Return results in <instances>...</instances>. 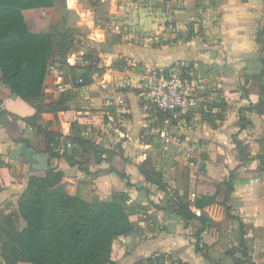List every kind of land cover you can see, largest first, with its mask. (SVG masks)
<instances>
[{
	"label": "crops",
	"instance_id": "0c3cea01",
	"mask_svg": "<svg viewBox=\"0 0 264 264\" xmlns=\"http://www.w3.org/2000/svg\"><path fill=\"white\" fill-rule=\"evenodd\" d=\"M23 17L32 33H69L66 58L80 56V63L55 65L41 107L0 82V215L17 214L28 180L55 170L65 190L86 202L127 196L134 229L114 240V264H150L162 254L186 264H264L257 43L264 0H54L52 9ZM91 53L93 65L86 60ZM186 64L201 71L203 99L222 106L220 119L195 115L179 124L145 101L151 72ZM69 67L85 73L83 87ZM55 102L63 108L47 107ZM44 132L58 135L57 157ZM43 154L46 171L39 170ZM142 170L162 178L164 187ZM225 200L227 212L219 204Z\"/></svg>",
	"mask_w": 264,
	"mask_h": 264
},
{
	"label": "trees",
	"instance_id": "16d2710c",
	"mask_svg": "<svg viewBox=\"0 0 264 264\" xmlns=\"http://www.w3.org/2000/svg\"><path fill=\"white\" fill-rule=\"evenodd\" d=\"M53 7L54 0H0V82L23 101H41L40 107L48 68L67 65L64 59L73 45V39L67 32L32 33L25 23L23 12L50 10ZM262 34L264 29L258 33V44H261ZM54 53L63 61L55 64ZM91 57L87 55L88 63ZM115 63L119 69L122 67L120 61ZM262 65L263 75L264 58ZM186 66L193 67L192 64ZM68 71L73 75L74 67H69ZM85 77L82 73L78 78L82 83L77 85V79L75 85L83 87L87 83ZM261 90L258 107H264V83ZM62 105V102H55L48 103L47 107L57 110L63 108ZM221 107L219 103H206L201 116L205 120H212L213 117L220 119ZM38 112L42 113V108H38ZM44 135L52 155L57 157L54 148L58 146V135L51 132H44ZM236 147L243 157L244 147L238 142ZM260 161L264 163L262 159ZM142 173L146 180L164 187L158 175H150L144 170ZM118 175L127 179L124 174ZM231 182L232 175L224 183L226 200L232 191ZM226 200L219 204L227 212ZM126 202L125 194L116 195L108 202H86L65 190L60 172L49 170L44 175H34L20 196L18 213L12 218L0 215V264L114 263V240L132 233L134 229ZM149 263L152 264L151 259Z\"/></svg>",
	"mask_w": 264,
	"mask_h": 264
},
{
	"label": "built area",
	"instance_id": "2783aa9c",
	"mask_svg": "<svg viewBox=\"0 0 264 264\" xmlns=\"http://www.w3.org/2000/svg\"><path fill=\"white\" fill-rule=\"evenodd\" d=\"M50 66L48 72H53ZM78 79L76 84H81ZM205 87L204 77L196 67L182 65L180 68H171L168 71L160 70L151 72L144 80L143 89L145 91V101L153 106L157 111L166 115L171 121L185 124L189 117L201 115L206 109V101L203 99ZM5 110V104L0 100V111ZM68 148L71 145H66ZM52 147V145L50 146ZM59 151V146L54 148V152ZM186 158L192 159V153L186 152ZM196 216H200L199 211H195ZM152 264H186L178 261L171 255H155L151 258Z\"/></svg>",
	"mask_w": 264,
	"mask_h": 264
},
{
	"label": "rangeland",
	"instance_id": "374dc122",
	"mask_svg": "<svg viewBox=\"0 0 264 264\" xmlns=\"http://www.w3.org/2000/svg\"><path fill=\"white\" fill-rule=\"evenodd\" d=\"M264 29V23H263V25L260 27V30L259 31H261V30H263ZM260 41H261V44H260V48L262 49V51H261V57H262V59L264 58V34H262L261 35V38H260ZM79 51H77V50H74V54H76V53H78ZM73 55V54H72ZM92 57V59L91 60H89V63L91 64V65H93L94 63H95V61H96V59H95V57H94V55H92V53L90 54ZM53 62L55 63V64H58L59 62H62L63 60L57 55V54H53ZM77 58V59H76ZM80 56L79 57H77L76 55L75 56H71V57H67V58H65L64 60L66 61V63H69V61H70V59H71V61H70V63H73L74 62V65H78V63H80ZM53 65V64H52ZM53 68H55V65H53L52 66ZM77 67V66H76ZM78 69V68H77ZM97 71V70H96ZM73 74L75 75V76H77V77H80L81 76V72L79 71V70H76V71H74L73 72ZM262 78H263V80H262V83H264V73H263V75H262ZM65 187V186H64ZM18 213V212H17ZM16 213H10V214H8L11 218L12 217H14V215H15ZM20 227H21V225H17V228H19L20 229ZM22 264H26V263H22ZM110 264H114V263H110Z\"/></svg>",
	"mask_w": 264,
	"mask_h": 264
},
{
	"label": "water",
	"instance_id": "95a60500",
	"mask_svg": "<svg viewBox=\"0 0 264 264\" xmlns=\"http://www.w3.org/2000/svg\"><path fill=\"white\" fill-rule=\"evenodd\" d=\"M39 170H42V171H46L47 168H48V157L47 155H41L40 159H39Z\"/></svg>",
	"mask_w": 264,
	"mask_h": 264
}]
</instances>
